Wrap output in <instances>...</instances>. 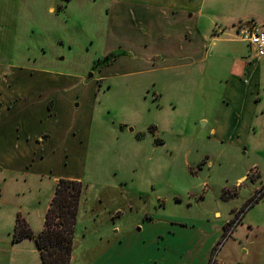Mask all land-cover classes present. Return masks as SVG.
I'll use <instances>...</instances> for the list:
<instances>
[{"label": "rangeland", "instance_id": "obj_1", "mask_svg": "<svg viewBox=\"0 0 264 264\" xmlns=\"http://www.w3.org/2000/svg\"><path fill=\"white\" fill-rule=\"evenodd\" d=\"M64 2L49 14L45 0L32 12L25 0H0L3 86L10 75H65L57 115L86 129L73 154L0 142V264H42L35 237L56 178L70 176L82 185L70 264H264V63L237 27L257 23L258 4L203 0L195 25L204 61L159 66L175 58L159 44L155 68L131 73L109 3ZM179 23L165 27L183 32ZM242 107L253 116L245 129L223 122ZM16 220L32 237L15 239Z\"/></svg>", "mask_w": 264, "mask_h": 264}, {"label": "crops", "instance_id": "obj_2", "mask_svg": "<svg viewBox=\"0 0 264 264\" xmlns=\"http://www.w3.org/2000/svg\"><path fill=\"white\" fill-rule=\"evenodd\" d=\"M35 1L37 0H25L27 12H32ZM45 1L47 2V5H45L46 12L54 14V6L57 0ZM60 1L64 2V0ZM66 1L70 2L71 0H65L64 3ZM105 1L109 3L108 11L110 12L111 31L115 30V32L123 35L124 49L129 53L124 65L130 68L129 72L138 73L154 69L155 62L153 61H158L159 58H155L156 56L158 57L159 53L152 49H155L159 44H169L168 47L173 50L172 52L175 57L172 61L160 57L165 64L159 66L182 67L195 65L204 61L206 48L198 26L195 25L197 17L201 14L200 8L203 0ZM247 1L258 4L259 11H257L255 16L257 23L247 22L240 24L237 26L238 32L243 28L257 27L264 34V0ZM198 3H200L199 7H197ZM59 8H62V6ZM166 21H168V27L175 25L172 22H176V24L180 22L183 26V32L178 27L174 31L168 30V27H165ZM188 23L189 25H187ZM150 46L152 47L150 48ZM248 48L250 50V47ZM256 60L258 62L263 61L264 63V55L257 57ZM115 61L117 62L118 59ZM159 62L160 60L157 63ZM250 68L249 64H246L242 69L243 74L248 73ZM12 76L10 75L8 81L13 83L14 86H3L6 79L0 77V103L2 111L0 114V142L9 140L11 143L14 142L13 144L20 145V149L27 147L28 151L26 153L32 155H37V153L38 155H42L48 147L55 144L62 146L65 151L68 150L69 153L73 154V148L76 146V143L80 142L79 139L82 138L86 129L82 128L79 123H68V120H64L62 117L60 120L57 115V113H60L61 106L58 101V93H55L54 89L57 90L56 87L60 83H65V75L51 71H41L36 72V74L16 75L17 78H14L15 81L11 78ZM103 78H105V75L99 77L101 80ZM37 84L43 85L37 87ZM47 84L56 85L51 86ZM10 90H15L17 95L14 94L11 96V99L6 98L5 102L1 100L4 94L11 92ZM20 98H22L23 102H20ZM5 109L6 111L3 112ZM8 112L9 114L13 113L15 116L13 126L11 127V137L9 139L3 130L4 126L2 122V116ZM238 114L239 116L233 117L226 111L223 114L222 120L225 122L224 119L227 117L229 127L245 129L253 121V116L248 110L245 111L244 107L239 110ZM21 115H23V118ZM213 132L216 133V129H213ZM87 134L88 130L86 131V136ZM25 160H27V157L21 160L22 163ZM59 179L80 180L76 176L57 177L55 183ZM243 179L244 177L240 178L239 181ZM148 220L152 221L151 218H148ZM146 259L152 261L156 258L147 257ZM146 263L144 262L143 264ZM155 263L157 262L153 260L152 264Z\"/></svg>", "mask_w": 264, "mask_h": 264}, {"label": "trees", "instance_id": "obj_3", "mask_svg": "<svg viewBox=\"0 0 264 264\" xmlns=\"http://www.w3.org/2000/svg\"><path fill=\"white\" fill-rule=\"evenodd\" d=\"M104 61H108V56ZM106 63V62H104ZM45 213L43 228L35 237L42 264H70L75 217L81 194V182L59 179ZM32 237L29 229L15 225V239Z\"/></svg>", "mask_w": 264, "mask_h": 264}, {"label": "built area", "instance_id": "obj_4", "mask_svg": "<svg viewBox=\"0 0 264 264\" xmlns=\"http://www.w3.org/2000/svg\"><path fill=\"white\" fill-rule=\"evenodd\" d=\"M239 35L242 37L241 39L247 42L251 53H254L257 57L264 55V34L259 28H243L240 30Z\"/></svg>", "mask_w": 264, "mask_h": 264}, {"label": "water", "instance_id": "obj_5", "mask_svg": "<svg viewBox=\"0 0 264 264\" xmlns=\"http://www.w3.org/2000/svg\"><path fill=\"white\" fill-rule=\"evenodd\" d=\"M90 78H91V76H90Z\"/></svg>", "mask_w": 264, "mask_h": 264}]
</instances>
